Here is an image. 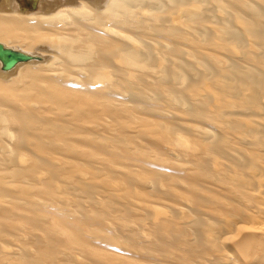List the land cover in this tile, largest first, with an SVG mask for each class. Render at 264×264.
Instances as JSON below:
<instances>
[{
  "label": "bare ground",
  "instance_id": "6f19581e",
  "mask_svg": "<svg viewBox=\"0 0 264 264\" xmlns=\"http://www.w3.org/2000/svg\"><path fill=\"white\" fill-rule=\"evenodd\" d=\"M0 43V264H264V0H0Z\"/></svg>",
  "mask_w": 264,
  "mask_h": 264
},
{
  "label": "rangeland",
  "instance_id": "374dc122",
  "mask_svg": "<svg viewBox=\"0 0 264 264\" xmlns=\"http://www.w3.org/2000/svg\"><path fill=\"white\" fill-rule=\"evenodd\" d=\"M28 7V6H27ZM31 61L29 62H26L27 63H30ZM168 140V139H167ZM139 149H146V155H153L150 150L148 148H146L145 146H137ZM160 158H163L164 161H166L167 163L166 164H163V165H159V168L156 169V170H162L166 175H167V178L164 179L165 180V184L166 185H172V177L174 176H184V173L180 170H178L177 168L178 167H182L184 168L186 166V164L183 162V160H173L171 158V156H168L165 151L163 153V155L160 156ZM133 161V159H132ZM134 162V161H133ZM138 163L140 164H152V163H149L148 160L146 158H138L137 160ZM170 162V163H168ZM117 167H119V165H117ZM167 167H172L170 170H168ZM208 185V184H207ZM208 188L210 190H215L216 191V187L215 186H212V185H209ZM222 192V191H221ZM143 197V196H142ZM253 203V202H252ZM251 203V204H252ZM251 204H248V206H250ZM260 204V203H259ZM141 205V204H140ZM143 206V205H141ZM247 208H250V207H247ZM142 212V211H141ZM140 213V211H138V214ZM140 215H143V212L140 213ZM142 218V217H141ZM160 219V218H159ZM255 222H258L260 223L258 220H255L253 221V223ZM127 234V232H122V233H119L120 236H125ZM130 250H132V248L130 247H127L126 244H123V245H109L107 246L106 248V251L110 254V255H119V256H122V257H126L125 259L129 260L131 263H134L136 260L139 259V255L138 254H134L132 253ZM227 253V252H226ZM209 259V258H208ZM210 259H212V257H210Z\"/></svg>",
  "mask_w": 264,
  "mask_h": 264
},
{
  "label": "water",
  "instance_id": "95a60500",
  "mask_svg": "<svg viewBox=\"0 0 264 264\" xmlns=\"http://www.w3.org/2000/svg\"><path fill=\"white\" fill-rule=\"evenodd\" d=\"M31 56L19 50L4 47L0 43V61L3 69L11 68L17 61H26Z\"/></svg>",
  "mask_w": 264,
  "mask_h": 264
}]
</instances>
